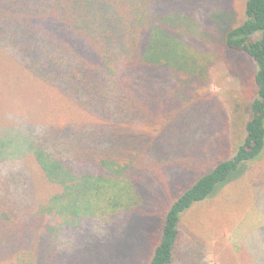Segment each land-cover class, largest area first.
<instances>
[{
  "label": "trees",
  "instance_id": "16d2710c",
  "mask_svg": "<svg viewBox=\"0 0 264 264\" xmlns=\"http://www.w3.org/2000/svg\"><path fill=\"white\" fill-rule=\"evenodd\" d=\"M201 6L0 0V75L19 89L47 92V104L38 99L33 108L51 113L55 106L70 116L0 125V264H99L96 248H80L71 230L133 210L141 219L143 191L150 188L149 202L158 206L155 183L211 154L226 121L236 131L228 155L166 201L146 263L208 264L200 226L185 228L184 215L264 160V0H240L225 11L223 2L210 5L207 20L223 44L255 67L254 97L231 113L200 96L210 61L185 39L214 42L202 28ZM44 184L53 191L43 196Z\"/></svg>",
  "mask_w": 264,
  "mask_h": 264
},
{
  "label": "rangeland",
  "instance_id": "374dc122",
  "mask_svg": "<svg viewBox=\"0 0 264 264\" xmlns=\"http://www.w3.org/2000/svg\"><path fill=\"white\" fill-rule=\"evenodd\" d=\"M207 1L202 0L200 8V17L204 20L201 26L210 31L208 36L214 42L197 38H186L185 42L192 49L205 53L210 61L200 96L207 98L208 102L205 103L208 107L214 109L222 103L231 113L239 105L244 108L254 97L255 67L244 54L223 44L212 16L207 20L210 5L223 2L226 4L223 11L232 10L240 0ZM174 7L172 5L170 8ZM5 77L4 73L0 75V125L15 127L22 119L38 124L47 122L48 118L61 122L70 119L69 115L55 106L51 107V113H44L38 107L33 108L38 99L45 102L43 94L46 97L48 93L40 92L41 89L36 91L33 87L19 89L16 82H10ZM10 113L13 114L11 118L8 116ZM241 114L243 115L242 111ZM225 122L220 124L222 130L219 131V138L212 144L211 154L199 156L190 164L177 165L173 173L171 172L168 183H155V197H161L160 201H156L159 203L155 207L157 209L152 206L155 201L149 202V188L146 193L143 191L147 203L141 204L137 209L143 215L141 219L134 215L137 213L133 210L129 216L122 215L115 219L109 217L108 220H86L77 229L71 230V234L77 239V245L80 248H96L99 264H146L158 239L161 212L163 206L167 205L166 201L180 193V189L184 188L181 186L189 185L205 170L210 169L219 157L228 155L231 139L236 131L229 122L225 126ZM29 160L34 158L29 157L27 161ZM247 172L240 182H231L224 186L217 198L195 206L184 215L185 228L191 223L195 227L200 226L209 251L208 264H264V186L261 188L257 185L261 180L264 182L261 179L264 177V160L249 166ZM39 191L44 196L53 190L44 184L39 186ZM216 200L219 201L216 203ZM219 202H222V206ZM115 237L117 242L113 244ZM65 253L69 254V251H63ZM174 264L179 263L177 261Z\"/></svg>",
  "mask_w": 264,
  "mask_h": 264
}]
</instances>
